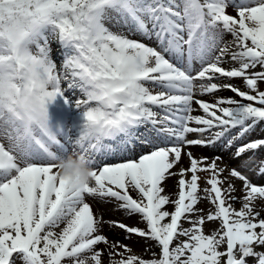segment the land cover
Returning a JSON list of instances; mask_svg holds the SVG:
<instances>
[{
    "label": "snow or ice",
    "instance_id": "obj_1",
    "mask_svg": "<svg viewBox=\"0 0 264 264\" xmlns=\"http://www.w3.org/2000/svg\"><path fill=\"white\" fill-rule=\"evenodd\" d=\"M235 79L245 90L223 82ZM261 84L264 0H0V264H264V185L240 170L264 153L249 139L264 129ZM222 90L235 96L198 98ZM70 157L85 158L90 182L60 174ZM89 198L145 228L104 221ZM206 221L219 227L205 234ZM105 223L155 241L160 258L109 241Z\"/></svg>",
    "mask_w": 264,
    "mask_h": 264
},
{
    "label": "rangeland",
    "instance_id": "obj_2",
    "mask_svg": "<svg viewBox=\"0 0 264 264\" xmlns=\"http://www.w3.org/2000/svg\"><path fill=\"white\" fill-rule=\"evenodd\" d=\"M228 13L233 15V16L236 15V12L233 9L228 10ZM225 39L227 41H231L233 39V37L230 34H227L225 36ZM56 58L58 59V56ZM230 66L231 65H229V64H225V67H230ZM223 82H225V83L231 82V83L241 87L242 90H245L244 82L242 80H239V79H235L232 81L224 80ZM260 87H261V89H264V84H261ZM225 91L228 94H230L231 97L235 96V94L232 93L231 91H229V90H225ZM219 95H220V92L216 93L215 96L203 95V96H199L198 98H200L204 101H207V102H214V100L216 98L220 97ZM224 98H227V97H224ZM235 98L240 99L239 97H235ZM60 106H62V107H60ZM66 112H67V108L63 104L62 100H58L56 103L50 105V107H49V114H50V117H51L52 122L54 124L58 123V122H62ZM202 114L203 113L201 111H198V114L196 113L195 115H202ZM190 138H192V137H190ZM261 138H264V129H258L257 131L253 132L249 137L250 140H256V139H261ZM197 148H199V147H195L194 149H192V152L197 157H207L209 162H211V160L214 159L215 156L219 155L222 157H226L227 159H231L233 162V163L229 164L224 160L222 162L218 161V163L221 164V167L228 166L229 168H231V167H237L238 166V162L233 159V157L228 153V151L226 149H216V150L210 149L209 154H206V153L204 154L203 152H199V151L195 152V149H197ZM198 154H200V155H198ZM247 156L251 157L252 153L249 152L247 154ZM245 160H246V164H245V166L241 167L240 170L245 175H247L252 180V182L254 184H256L258 186L264 185V177H261L258 175L259 167L261 166L262 161H264V153H259L257 155V157H255L254 159H251V160H248L247 157H245ZM207 175H208L207 173H201L202 177H207ZM224 175L227 176L228 173L225 172ZM232 179H234V178H232ZM177 180H178V177H175L174 193H176L178 191ZM237 181H239V180L237 179ZM200 184H201V188L209 187L208 185H206V183L203 179L201 180ZM174 193L171 196L172 199L176 198ZM131 195H133L134 198L136 197L135 192H132ZM233 195H234V193H233ZM204 202H208L211 206H213V209L215 210L214 205H212L210 203V201L207 199L201 200L198 207H200V205H202V203H204ZM88 203L93 207V209L97 215L103 216V219L106 222L109 220L110 221L113 220V221H118V222L124 223V224L128 225L129 227H138L141 229L145 228V224L143 222H141V218L139 216L128 215L124 211L117 209L114 201L113 202H107V201L101 202L98 199L89 198ZM167 207H168L169 211L173 210L172 205H169ZM234 207L237 210H239L241 208V202H236L234 204ZM198 215H201V214L198 213ZM262 215H264L263 212H262ZM208 222L209 221H206L205 225H204L205 234H208V231H207ZM218 224H219V222H218ZM184 227H189V225L187 223H184ZM109 228H110V226L108 223H105L103 225L102 234L105 235L106 237H107V234L109 233V230H108ZM117 231H118L119 242H121L122 244L127 245L129 248H131V250H132L131 254H135L138 257H141L145 260L160 258L161 249L155 241L147 240L145 238H139V237H136L135 235L131 236V238H126V233L123 230L118 228ZM181 239H184V238H181ZM100 248H105V246L100 245ZM223 250L224 249L222 248L221 251H223ZM257 251H260V249L258 248ZM153 254H155V255H153ZM105 264H108L107 255H105ZM248 264H256L255 259L249 258Z\"/></svg>",
    "mask_w": 264,
    "mask_h": 264
},
{
    "label": "bare ground",
    "instance_id": "obj_3",
    "mask_svg": "<svg viewBox=\"0 0 264 264\" xmlns=\"http://www.w3.org/2000/svg\"><path fill=\"white\" fill-rule=\"evenodd\" d=\"M228 10H232L231 8H229ZM232 13V12H231ZM220 97H231V95L230 94H228L225 90H222V91H220V95H219ZM61 103V102H60ZM60 107H62V106H60ZM60 109V108H59ZM66 110V109H65ZM63 112V111H62ZM61 112V113H62ZM198 114V111L197 112H194L193 114L195 115V114ZM195 147H193V148H189V149H187L188 151H192V149H194ZM196 151H199V152H203L204 154L206 153V154H209V151H210V149H205V148H197V149H195V152ZM198 155H200V154H198ZM223 160L224 161H226L227 163H229V164H231V163H233L232 162V160L231 159H227L226 157H223ZM183 166L185 167V168H187L188 166H189V162H188V159H187V157H185L184 159H183ZM174 180H175V177H172V178H170L167 182H166V193L167 194H169L170 196H172V194L174 193ZM231 183L235 186V188L236 189H240L241 188V182L240 181H237V179H232L231 180ZM242 194H241V192L240 191H236V192H234V196H237V197H240ZM199 208H201V209H203L204 210V212L203 213H200L201 215H207L208 213H209V211L211 210H213V212L215 211L214 209H213V206H211L208 202H204V203H202V205H200V207ZM264 213V212H263ZM110 221V220H109ZM111 221H113V220H111ZM219 222V221H218ZM218 222L217 221H215V222H208V224H207V231H208V234H211V232H212V230L213 229H216L217 227H219V224H218ZM220 223V222H219ZM109 226H110V228L108 229L109 230V233L107 234V237H108V239H109V241H119V237H118V228L117 227H114V226H112V225H110L109 224ZM222 250V249H221Z\"/></svg>",
    "mask_w": 264,
    "mask_h": 264
},
{
    "label": "clouds",
    "instance_id": "obj_4",
    "mask_svg": "<svg viewBox=\"0 0 264 264\" xmlns=\"http://www.w3.org/2000/svg\"><path fill=\"white\" fill-rule=\"evenodd\" d=\"M77 173L79 180L90 182L92 179L91 168L83 157H70L60 169V174L64 177L75 180Z\"/></svg>",
    "mask_w": 264,
    "mask_h": 264
},
{
    "label": "trees",
    "instance_id": "obj_5",
    "mask_svg": "<svg viewBox=\"0 0 264 264\" xmlns=\"http://www.w3.org/2000/svg\"><path fill=\"white\" fill-rule=\"evenodd\" d=\"M155 259H159V258H155Z\"/></svg>",
    "mask_w": 264,
    "mask_h": 264
}]
</instances>
